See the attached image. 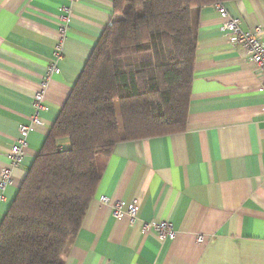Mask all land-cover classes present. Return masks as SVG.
Returning <instances> with one entry per match:
<instances>
[{
    "label": "crops",
    "instance_id": "obj_1",
    "mask_svg": "<svg viewBox=\"0 0 264 264\" xmlns=\"http://www.w3.org/2000/svg\"><path fill=\"white\" fill-rule=\"evenodd\" d=\"M220 5L264 44V0ZM64 6L69 22L60 33ZM114 16L113 0H0V175L45 84L40 125L0 188V222ZM222 22L215 5L197 11L185 130L114 147L63 264H264V76L230 43ZM49 65L59 73L49 75ZM115 201L122 202L119 218L111 213ZM133 201L131 223L125 212ZM160 220L172 224L174 240L143 231V223Z\"/></svg>",
    "mask_w": 264,
    "mask_h": 264
},
{
    "label": "trees",
    "instance_id": "obj_2",
    "mask_svg": "<svg viewBox=\"0 0 264 264\" xmlns=\"http://www.w3.org/2000/svg\"><path fill=\"white\" fill-rule=\"evenodd\" d=\"M225 1L113 0L0 222V264H63L114 147L185 130L197 11Z\"/></svg>",
    "mask_w": 264,
    "mask_h": 264
},
{
    "label": "built area",
    "instance_id": "obj_3",
    "mask_svg": "<svg viewBox=\"0 0 264 264\" xmlns=\"http://www.w3.org/2000/svg\"><path fill=\"white\" fill-rule=\"evenodd\" d=\"M76 1V0H71ZM217 10L220 12V16L223 19L221 24V31L226 37H230V43L233 46H240L250 58V64L258 75L264 76V44L260 41L259 37L253 33L244 32L241 30V21L237 18H228L227 13L221 7L220 4L215 5ZM62 15L59 17V32L64 33L68 28L70 7H62ZM110 24V23H109ZM108 24V25H109ZM49 75L59 73V69L55 65H49L47 69ZM44 85L34 93L33 96V108L34 115L30 125H19L18 126V138L16 144L12 145L9 152L10 162L6 166L0 175V188H4L10 182L11 170L14 166L18 165L24 156V149L27 146L26 137L33 130L34 125H40L39 113L44 110L42 105L43 95L45 93ZM1 198V196H0ZM99 201L103 204H108L109 199L107 197H100ZM111 206V213L113 217L119 218L123 213L121 210L122 202L115 201ZM138 212V203L133 201L126 208V215L129 217L130 222L135 221V216ZM143 231L153 229L156 238L159 241L174 240L175 231L173 230L172 224L166 220L151 221L143 223ZM198 241H202V237H197Z\"/></svg>",
    "mask_w": 264,
    "mask_h": 264
}]
</instances>
